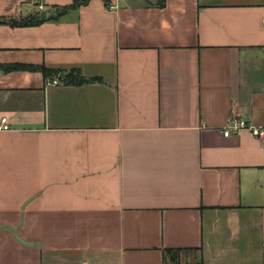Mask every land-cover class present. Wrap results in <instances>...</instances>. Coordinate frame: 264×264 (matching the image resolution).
<instances>
[{
	"label": "crops",
	"instance_id": "obj_1",
	"mask_svg": "<svg viewBox=\"0 0 264 264\" xmlns=\"http://www.w3.org/2000/svg\"><path fill=\"white\" fill-rule=\"evenodd\" d=\"M29 19L0 67L99 82L0 68V264H264V134L222 135L264 129V0H0Z\"/></svg>",
	"mask_w": 264,
	"mask_h": 264
},
{
	"label": "trees",
	"instance_id": "obj_2",
	"mask_svg": "<svg viewBox=\"0 0 264 264\" xmlns=\"http://www.w3.org/2000/svg\"><path fill=\"white\" fill-rule=\"evenodd\" d=\"M80 6V2L75 1L72 5L63 8L62 11L65 12L66 10H75L78 9ZM35 20L29 19V20H21V21H15V20H8V21H0V24H8L12 27H24V26H32L36 24ZM2 71L8 73L13 71H30V72H40L44 78H56L59 83L67 86H79L84 83H91V82H99L98 79H92V80H86L80 76L79 71L77 70H70L68 72H62L59 70H50L47 69L44 66H25V65H7V66H1L0 67ZM173 254V253H172ZM172 262L173 264H179L176 260L175 254L172 255Z\"/></svg>",
	"mask_w": 264,
	"mask_h": 264
},
{
	"label": "built area",
	"instance_id": "obj_3",
	"mask_svg": "<svg viewBox=\"0 0 264 264\" xmlns=\"http://www.w3.org/2000/svg\"><path fill=\"white\" fill-rule=\"evenodd\" d=\"M262 25H264V19H262ZM51 85H57L56 80L50 81ZM0 131H9L8 120L6 118L0 119ZM242 131H248L253 137H260L264 134V129L254 127L250 123L236 118H231L223 130V137L228 138L232 134H237Z\"/></svg>",
	"mask_w": 264,
	"mask_h": 264
},
{
	"label": "water",
	"instance_id": "obj_4",
	"mask_svg": "<svg viewBox=\"0 0 264 264\" xmlns=\"http://www.w3.org/2000/svg\"><path fill=\"white\" fill-rule=\"evenodd\" d=\"M61 14V12H56L55 14H53V15H49L48 17H45V14L44 13H42L41 14V21H44V20H49V19H56V18H58L59 17V15Z\"/></svg>",
	"mask_w": 264,
	"mask_h": 264
}]
</instances>
